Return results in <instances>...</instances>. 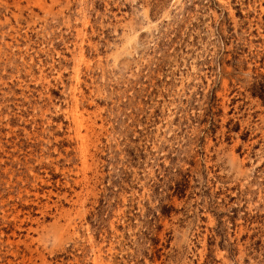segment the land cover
I'll use <instances>...</instances> for the list:
<instances>
[{"label":"rangeland","instance_id":"obj_1","mask_svg":"<svg viewBox=\"0 0 264 264\" xmlns=\"http://www.w3.org/2000/svg\"><path fill=\"white\" fill-rule=\"evenodd\" d=\"M0 264H264V0H0Z\"/></svg>","mask_w":264,"mask_h":264}]
</instances>
